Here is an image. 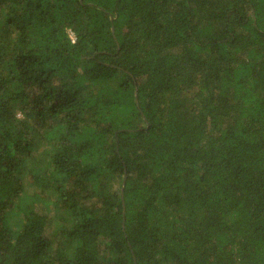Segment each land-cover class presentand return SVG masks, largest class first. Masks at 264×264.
<instances>
[{
  "label": "trees",
  "instance_id": "trees-1",
  "mask_svg": "<svg viewBox=\"0 0 264 264\" xmlns=\"http://www.w3.org/2000/svg\"><path fill=\"white\" fill-rule=\"evenodd\" d=\"M0 264H264V0H0Z\"/></svg>",
  "mask_w": 264,
  "mask_h": 264
},
{
  "label": "built area",
  "instance_id": "built-area-1",
  "mask_svg": "<svg viewBox=\"0 0 264 264\" xmlns=\"http://www.w3.org/2000/svg\"><path fill=\"white\" fill-rule=\"evenodd\" d=\"M70 39L72 40V42L74 41L73 36H70Z\"/></svg>",
  "mask_w": 264,
  "mask_h": 264
}]
</instances>
